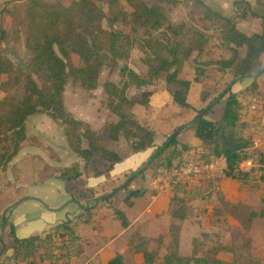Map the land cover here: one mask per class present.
<instances>
[{
	"label": "rangeland",
	"instance_id": "rangeland-1",
	"mask_svg": "<svg viewBox=\"0 0 264 264\" xmlns=\"http://www.w3.org/2000/svg\"><path fill=\"white\" fill-rule=\"evenodd\" d=\"M40 1L46 4L65 5L70 0ZM151 1L146 0L147 3ZM203 1L212 10L226 17L234 13L233 0ZM250 2L254 5V0H250ZM122 4L126 10H129L124 1ZM97 5L105 15H108L106 4L99 3ZM27 8V1L0 0V27L6 32L4 41L0 43V53L11 62L14 68L10 73V82L17 76H20V80L23 78L21 75L27 72V65L33 57V53L25 47L28 23ZM162 8V14L166 21H163L160 27L148 26L134 30L131 25L122 24L118 20L112 23L106 19L102 21L103 28L116 32L123 40L130 43L129 49H125L127 56H122L114 61L108 60L99 75L96 90L84 89L78 80L69 76L63 93L65 109L75 118L87 122L94 130H100L103 124L116 119L110 113L111 116L109 117L113 119L107 120L110 111L106 107L108 98L103 90V83L112 82L121 85L125 80L130 81L128 71L133 72L138 78H146L147 58L153 55L156 48L168 42L172 44L179 41L185 48L188 45L193 47L191 61L185 63L183 68V74L187 78L193 79L196 67L203 70L204 75L200 77L198 82L192 81V88L187 98L189 107L186 108L179 107L173 102L162 76L152 86L137 88L131 81L129 82L131 84L127 90V96L130 99L146 98L148 100L146 105L138 104L134 106L132 111L142 124L154 129L156 134L154 146L148 151V157L141 161L137 167H133L126 173L108 175L106 181L92 189L86 190L81 182L85 176L88 177L93 173L102 171L107 162L103 157L97 156L92 159L89 169L85 171L83 170V161L80 165L77 164L85 176L83 175L84 177L72 183L71 186H73V195L83 201V204L88 199L111 192L125 183L143 162L156 153L157 148L162 146L176 129L190 122L198 110L206 107L209 102L214 100L231 78L227 69L221 65V62L230 58L232 53L230 48L222 42L219 32L220 22L215 18L208 20L205 18V9L202 5L187 0H165L162 3ZM171 25L173 27L168 29L167 26ZM243 25L244 21L240 22L237 28L246 33ZM256 29L260 32L259 25ZM172 30L175 34L172 33ZM194 33L202 36V48L195 44ZM245 50V46L239 48L235 63H238L244 56ZM199 52H202L198 57L199 61L192 62ZM203 56H206V59ZM72 62L76 67L82 65L76 55H72ZM263 66L264 54L260 55L253 74ZM2 80H6V76H3ZM248 82H250L249 79H244L237 83L245 85ZM256 94L264 99L263 93L258 92ZM20 95V86L2 88L0 85V101L5 97H19ZM204 95L207 98L205 101H203ZM225 97L213 106L212 112L208 115L209 119L214 121L220 119ZM50 120L43 114L34 115L27 119L25 123L27 138L24 144L32 145L30 150L39 156L37 159H26L21 164L33 166V169L39 173L37 178L40 179V182L31 186H19L21 164L14 166L16 171L9 176L10 179L13 178V181L9 179V183L12 184L5 183L0 177V213L7 206L23 198L42 197L47 201V206L56 205L55 207L49 206L50 208H58L71 199L66 198L70 195L68 194L70 191L65 189L67 182L50 180L51 178L48 177L43 180L46 172L44 170L47 168L44 164L53 156L49 153L50 150H59L63 156L62 153L65 151L61 147L56 150V146H61L63 143L67 147L64 127ZM188 128L190 126L186 127L187 130L177 137L180 143H189L188 141L193 140V130ZM257 132H259L258 128ZM257 132L256 129L247 128V137L244 132L235 133L225 126L221 135L223 137L218 139V143L220 145L223 142L230 144L232 140H238L242 136L250 138L251 147L260 150L264 148V137L260 141L256 138H260V135L256 134ZM40 135L48 136V138L45 140ZM101 142L103 146L113 149L120 155H126L130 151L128 143L123 138L114 142L102 136ZM82 145L86 146V142L83 141ZM21 155L19 153L16 160L21 158ZM66 156L67 158L63 156L66 164L57 166L59 169L55 170L54 174L68 170L61 168L79 159L69 150H67ZM151 163L152 165H148L141 176L138 175L128 186L117 190L111 199L101 200L97 204L90 203L91 212L89 214L82 213V219L91 220L89 224L92 225L91 231L83 232L81 235L87 251L94 249L92 245L96 243V247L103 248L104 252H111L113 256L122 253L125 264H146L142 253L134 252V250H147L154 255L153 264H159L167 252V247H174L172 237L177 236V250L182 256L191 255L193 250L199 254L206 251V254L210 255L213 248L221 245L225 247V250L219 251L216 257L223 264H264V180L261 179L262 176L264 177V169L257 171L256 174L253 173L255 175H250L249 179L240 181L242 186L236 185L237 182H233V180L225 179L223 174H217L207 183L201 184L198 197L189 196L182 203L174 204L171 201L169 190L159 192L150 188L149 180L156 175L157 171L155 159ZM73 166L72 164L69 169ZM136 190H140L141 193L130 195V192ZM33 203L31 200L23 201L13 210H25ZM65 209L77 210L78 212L74 204H69ZM175 209L184 212L185 219L180 220L172 217L171 210ZM117 211L125 216L128 226L124 233L115 238L123 229L120 225L121 221L116 215ZM261 213L262 215H260ZM53 215L59 219H65L63 210ZM88 227L90 228V225ZM9 231L8 226L4 228V235L0 241V264H15L16 260L19 259L14 257L9 245ZM113 238H115L114 241L110 243ZM83 258L85 257L72 258L59 264H83L85 262ZM32 259L30 256L29 260ZM85 259L87 260V258Z\"/></svg>",
	"mask_w": 264,
	"mask_h": 264
},
{
	"label": "trees",
	"instance_id": "trees-1",
	"mask_svg": "<svg viewBox=\"0 0 264 264\" xmlns=\"http://www.w3.org/2000/svg\"><path fill=\"white\" fill-rule=\"evenodd\" d=\"M13 1L28 2L25 47L33 53V57L27 65V72L21 75L22 81L20 76H17L10 82V73L14 68L11 62L0 53L1 87L20 86L21 88L19 97H5L0 101V171L4 170L19 152L20 145L26 137L25 123L31 116L43 114L63 126L64 137L69 149L84 160L85 169L93 158L99 156L109 161L107 170H110L113 164L120 162L122 158L116 152L103 147L102 136L115 142L122 137L133 153L153 147L156 139L155 131L140 123L132 112L136 104L146 105L148 100L146 98L130 99L127 96V90L131 83L137 88L152 86L162 76L173 102L182 108L189 107L187 96L191 83L192 81L198 82L204 75V71L196 67L192 80L183 77L184 65L194 50L191 45L185 48L179 41L161 45L156 48L152 56L147 58L146 78H138L133 72L128 71L130 84V81L126 80L121 85L112 82L103 83V90L108 98L106 107L117 118L116 122H107L96 131L87 122L72 116L63 104V93L69 76L78 80L84 89L96 90L99 75L108 60L114 61L127 56L125 49H129L130 43L123 40L116 32L103 28L102 21L106 19L112 23L118 20L122 24L131 25L134 30L148 26L160 27L163 21H166L162 14V3L165 0H152L149 3L146 0H122L129 10L124 8L121 0H70L65 5L46 4L40 0ZM187 1L202 5L205 9V18L208 20L215 18L219 21L222 41L226 46L233 45L229 47L232 53L230 58L221 62L222 67L227 69L231 77L224 87L236 77L253 74L260 55L264 54V0H254V5L250 0H233L234 15L231 17H225L212 10L203 0ZM99 3L106 4L108 15H105L98 7ZM247 17L260 20L261 33L247 36L236 29L237 22ZM170 27L173 26H167L168 29ZM194 35L195 44L201 47L203 45L202 36L196 33ZM5 37L6 32L0 27V43ZM243 46L246 47L245 55L238 63H235L238 50ZM200 53L202 52L197 54L195 61ZM72 55L78 56L81 66H74ZM263 73L262 68L255 72L257 78ZM3 76H6V80H2ZM257 78L251 80L249 86L242 92L243 94L258 95L256 94L258 93ZM225 96L220 121H210L206 118L212 111L209 102L206 107L197 111L190 128L201 142V147L207 152L203 155L204 159L223 158L225 160L223 176L232 180L244 181L249 179L250 175L254 176L257 171L264 169V153L251 147L248 136H240L238 140H232L230 144L223 142L220 145L218 143V139L223 137L221 136L223 127L226 126L235 133L246 131L248 128L240 120L239 94L229 90ZM205 100L204 95L203 101ZM180 129V132L183 131L184 125ZM179 133L170 139L162 151L160 148L167 141L157 148L155 157L157 171L169 169L183 152L199 150L189 144H179L177 140ZM83 141L86 142L85 147H82ZM246 160H252L254 168L249 173H240L237 169L238 165ZM157 171L155 174L158 173ZM142 174L140 173L139 176ZM80 175L77 164H74L71 169L68 168L60 173L59 178L75 180ZM261 179L264 180V177L262 176ZM200 188L201 185L187 187L184 184H172L169 188L171 201L178 204L189 196L196 198ZM114 195L115 193L106 199H111ZM90 208L83 214H89ZM116 215L121 221V227L126 228L128 222L125 216L119 211ZM171 216L180 220L185 219V213L179 209L171 210ZM7 226L10 230L9 245L14 257L31 264H59L82 253L73 220L57 224L42 235L22 239L16 237L8 216L5 218V227ZM172 238L174 247H167V252L159 264H223L216 255L219 251L225 250L224 246H216L210 255L206 254V251L199 254L193 250L191 255L182 256L177 250V236ZM134 252H141L146 264L154 263L153 253L139 249H135ZM30 256L32 260H29ZM105 264H125V260L122 255H115Z\"/></svg>",
	"mask_w": 264,
	"mask_h": 264
},
{
	"label": "crops",
	"instance_id": "crops-1",
	"mask_svg": "<svg viewBox=\"0 0 264 264\" xmlns=\"http://www.w3.org/2000/svg\"><path fill=\"white\" fill-rule=\"evenodd\" d=\"M233 15H234V13H232L228 17H231ZM243 21H244V25L242 27H243V29H245L246 33L241 32L237 28L238 24L240 22H243ZM258 25L260 27V32L257 31V29H256L258 27ZM236 29L239 32H241V33H243V34H245L247 36H250L252 34H257V33H261L262 32L260 20L253 19V18H250V17H247V18H245L243 20L238 21L237 24H236ZM227 47L228 48L229 47H233V45H229ZM245 52H246V50H245ZM244 55H245V53H244ZM196 57H197V55H196ZM203 57L206 59V56H203ZM243 57H241V59ZM191 58H192V55H191L190 59ZM190 59L187 62L191 61ZM195 59L196 58H194L192 62H195ZM227 59H229V58H227ZM227 59H225V60H227ZM196 61H199V58H197ZM200 61H204V60H200ZM183 77L186 78V79L192 80L190 78H187L184 74H183ZM260 79H261V81L259 82ZM249 80H250V82H248V84H245L244 85L242 83H237V84L235 83L232 86L231 91L233 93L239 94V96H238L239 99H241L245 95L243 93L241 94V91L243 92L249 86V84L251 83V79H249ZM256 82H257V92H260V93H263L264 94V73L260 77H258V80ZM192 84H193V82L191 83V86H190V89H189V92H188V96H189L190 90L192 88ZM242 89H244V90H242ZM188 96H187V98H188ZM136 105H138V104H136ZM223 108H224V105L222 107L220 116H222ZM208 115L206 116V118L208 120H210V121H214V120L209 119L208 118ZM109 116H111L110 112H108V119L107 120H112L113 118L112 117H109ZM46 117L49 119L48 116H46ZM136 118H137V116H136ZM116 120H117V118L116 119H113L112 121H108V122H116ZM220 120H221V117H220V119L218 121H220ZM50 121H52V119ZM218 121H215V122H218ZM259 121H260L259 122L260 124H258V125H254V126H251V125H248V124H246V125L248 126V128L250 130L256 129V132H257V128L259 129V132H257L256 134L260 135V138L259 137H256V138H258L260 140L262 137H264V115H262V117L259 119ZM103 126H104V124H103ZM151 129H153V128H151ZM188 129H191V128H188ZM186 130L187 129L185 128L183 131H181L179 133V135L182 132L186 131ZM96 131H98V130H96ZM242 132H244L246 134V131H242ZM40 136L44 137L45 140L48 138V136H44V135H40ZM246 136H248V135L246 134ZM26 138H27V134H26L25 140L20 145L19 152L17 153V155L19 153L22 154L21 155V158H19L18 160H16V156H17L16 155L8 163L7 167L3 171H0L1 180L2 181H5V183H7V184H12V183H9V179H10L9 176H10V174H12V172H15L16 171L14 166L20 165L21 162L25 161L26 159H30V158L31 159L32 158L33 159H35V158L37 159V157L39 156L36 152H33L32 150H30V146H32V145L29 146V145H25L24 144L25 141H26ZM120 138H122V137H120ZM192 139H193L192 141H188L189 143H187V142H185V143L184 142L183 143L181 142L180 143L179 140H178V138H177L179 144H189V145L195 146L196 149H200V150H203L204 152H206V150H204V148L201 147V142L194 136V131H193ZM263 141H264V138H263ZM49 142H50V140H49ZM101 144H102V142H101ZM262 144H263V142L260 143V147L262 146ZM66 146L67 147H65V144L62 143L61 146L60 145H57L56 146V150H58V147H61L63 149V151H65L64 153H62V155L67 158V156H66L67 150H69L71 153H73V152L69 149V147L67 145V141H66ZM82 147H85V146L82 145ZM103 147H105V146H103ZM151 148H149V149H147L145 151L133 153L131 151L130 147H129L130 151L126 155H120V154H118L116 151H114L112 149V151L116 152L122 158L121 161L118 162V163L113 164L112 168L110 170H107V164L109 163V161L104 158L105 161L107 162L105 168L102 171L93 173V175H90L88 177H86L83 174V170L84 171L86 170L85 169V162H84L83 159H81L79 157V159L78 160H75V162L70 163L68 166H65V167L61 168L63 170L65 168L68 169L72 164L73 165L74 164L80 165L82 163V161H83V163H84L83 170L78 168V170L81 173V175L77 179H75V180H63V179L59 178V175H60V173L62 171L59 172L58 174H54L55 170L59 169V168H57V166L62 165V164H66L65 163L66 161H65V158L63 156H61V151L59 152V150L58 151H55V150L52 149V150H50L49 153L50 154H53V156L50 159L47 160L48 162H46L44 164V165L47 166V168L44 170L46 172H45V175H44L43 180H45V178L48 177V178H51L50 180H61L63 182H67L65 189H67L68 191H70V192H68V194H70V195H68L66 198H75L76 200H78L80 203L83 204V201H81L79 198H77V197H75V195H73V190H72L73 189V186H71L72 183L76 182L77 180H79V179H81L82 177L85 176L84 177L85 179L81 182V185H83L86 190L87 189L95 188L99 184H101L104 181H106L108 175L114 176L115 174L120 173V172L126 173L130 169H133V167H137L138 164L141 161H143L145 158L148 157V151ZM106 149H108V148H106ZM109 150H111V149H109ZM260 151L262 153H264V148L263 149H260ZM91 161H90V163H91ZM90 163L88 164L87 169H89ZM33 168H34L33 166L24 165L23 163L21 164V166H20L21 173L19 174L20 175V178H19V182H18V185L19 186H22V187L23 186H31V185H34V184H37L38 182H40L39 181L40 179L37 178V176L39 175V173H38V171H36ZM47 171H51V172H47ZM225 179L232 180V179H229V178H225ZM10 180L13 181V178L11 177ZM233 182H237V183H235L236 185L242 186L241 182L238 181V180H233ZM150 188H152V187H150ZM0 193H1V191H0ZM39 198H41L44 202H46V204H48L47 201H45L42 197H39ZM31 201H33V200H31ZM169 201H170V199H169ZM33 202L34 203L31 206L27 207L25 210H22V211L16 210L15 211V210L12 209L6 215V216H8L9 222L14 227V231H15L16 237L22 239V238H27V237L33 236V235H42V234H44L46 232H49L51 230V228L55 227L57 224H60V223H62L64 221H66V220H73V224L75 226L76 233L79 236V242H80L81 247H82V253L79 256L74 257V258H78V257H85V258H87V260L85 258H83V260L85 261L83 264H89V263L105 264L108 260H110L111 258H113L115 256V255L113 256L111 254V252H104V249L103 248L96 247L95 246L96 243L95 244L93 243V245H92L94 247V249H91V250L87 251V249L84 247V244L82 242L81 235H82L83 232H87L89 230L91 231L92 225L89 224V223H91V220H89L87 218H83L82 219L83 216H81V215H82L83 212L76 205L75 206L77 207L78 212H77V210H69V209L66 210L65 208L62 209L65 212V219L62 220V219H59V218H57L56 216L53 215V214H55L57 212L49 211V210L45 209L40 203H38L36 201H33ZM48 206L55 207L56 205H48ZM62 210H60V211H62ZM60 211H58V212H60ZM90 212H91V210H90ZM67 215L69 217H66ZM36 218H38V219L35 220ZM89 225H90V228L88 227ZM120 225H121V222H120ZM81 226H82V228H80ZM126 228L121 229V231L119 232V234L115 238H117L119 235H121L122 233H124V231H125ZM115 238H113L110 241V243H112V241H114ZM117 255H122V253H119Z\"/></svg>",
	"mask_w": 264,
	"mask_h": 264
},
{
	"label": "built area",
	"instance_id": "built-area-1",
	"mask_svg": "<svg viewBox=\"0 0 264 264\" xmlns=\"http://www.w3.org/2000/svg\"><path fill=\"white\" fill-rule=\"evenodd\" d=\"M241 122L254 126L259 124V119L264 113V99L259 95L245 94L239 99ZM206 152L203 150H190L183 152L169 169H161L151 177L149 185L161 192L169 190L172 184H184L187 187L200 186L207 183L217 174H223L225 160L214 158L206 160L203 158ZM254 168L252 160H246L238 165L240 173H249ZM15 264H31L23 259L16 260Z\"/></svg>",
	"mask_w": 264,
	"mask_h": 264
},
{
	"label": "water",
	"instance_id": "water-1",
	"mask_svg": "<svg viewBox=\"0 0 264 264\" xmlns=\"http://www.w3.org/2000/svg\"><path fill=\"white\" fill-rule=\"evenodd\" d=\"M263 42H264V31H263ZM263 47H264V44H263ZM264 69V66L263 68ZM257 78V75L254 73V74H247V75H242V76H239V77H236L234 78L233 80H231L227 86L224 88V90L221 92L220 95H218L214 100H212L209 104L210 107H213L215 104L218 103L219 100H221V98L223 96L226 95V93L231 90L232 86L241 81V80H244V79H255ZM194 120H191L190 122L184 124V127H188L190 126L192 123H193ZM180 128L176 129L172 135L170 136V138L167 140V142L165 143V145H163L161 148H160V151H162L164 149V147L169 143L170 139L178 134L180 132ZM156 153L154 155H152L147 161L143 162L140 167L135 171L133 172V174L130 176V178L125 182L123 183L121 186H119L118 188H116L115 190L111 191V192H108V193H105L103 195H100L98 197H95V198H91V199H88L84 204L80 203L78 200L74 199V198H71L69 199L68 201H66L64 204H62L60 207L58 208H50L49 206H47V204L39 199V198H36V197H31V198H23L17 202H15L14 204H11L9 206H7L6 208H4L2 214H1V221H0V241L2 240L3 238V235H4V228H5V218H6V215L7 213L12 210L13 208H15L17 205H19L20 203H22L23 201H26V200H33V201H36L38 203H40L45 209L49 210V211H53V212H58L60 210H62L63 208H65L66 206H68L69 204H74L76 205L80 210H82L83 212L84 211H87L90 207V203H94V204H97L99 201L101 200H104L108 197H110L112 194H114L115 192H117V190L119 189H122L124 188L126 185H128V183L133 180L134 178H136L140 173H142L146 168L147 166L155 159L156 157ZM135 194H140V191L136 190V191H133V192H130V195H135Z\"/></svg>",
	"mask_w": 264,
	"mask_h": 264
}]
</instances>
